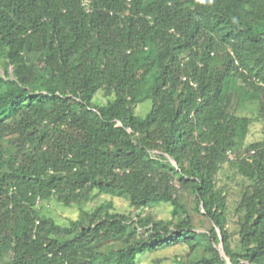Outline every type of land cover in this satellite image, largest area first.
I'll return each mask as SVG.
<instances>
[{"label":"trees","instance_id":"16d2710c","mask_svg":"<svg viewBox=\"0 0 264 264\" xmlns=\"http://www.w3.org/2000/svg\"><path fill=\"white\" fill-rule=\"evenodd\" d=\"M0 65V264H264V0H0Z\"/></svg>","mask_w":264,"mask_h":264},{"label":"rangeland","instance_id":"374dc122","mask_svg":"<svg viewBox=\"0 0 264 264\" xmlns=\"http://www.w3.org/2000/svg\"><path fill=\"white\" fill-rule=\"evenodd\" d=\"M13 69V66L9 67ZM0 72L4 73L2 66L0 65ZM101 102H99V105ZM151 109V101L146 100L141 103L136 111L145 115ZM247 113V112H246ZM250 116V114H247ZM253 116V115H252ZM263 124L259 121H255L251 126L250 133L245 140V145H248L251 142L259 141L263 139L262 133ZM220 178L222 183H226L229 186V207L231 214L236 206V202L240 198L241 189L244 184V180L238 174L235 167H225L224 170L220 173ZM111 200L114 203V210L126 213H132V208L129 205V201L121 196H113L110 194H101L95 200H91L83 205L85 209H92L97 206L99 203ZM44 211L54 217L61 224H68L71 219L78 218L82 210L78 205H66L62 202H59L55 199H51L45 202ZM150 211L152 214L159 218H170V206L166 203L156 204L152 207L147 208L144 212ZM135 212V211H134ZM134 212L132 213L134 215ZM232 225V221L230 222ZM185 250L183 246H176L161 250L155 253H147L140 258L139 264H174V258L177 257L180 253Z\"/></svg>","mask_w":264,"mask_h":264},{"label":"water","instance_id":"95a60500","mask_svg":"<svg viewBox=\"0 0 264 264\" xmlns=\"http://www.w3.org/2000/svg\"><path fill=\"white\" fill-rule=\"evenodd\" d=\"M220 249H221V252H222V254L225 256V251H224V243H223V240L221 241V244H220Z\"/></svg>","mask_w":264,"mask_h":264}]
</instances>
